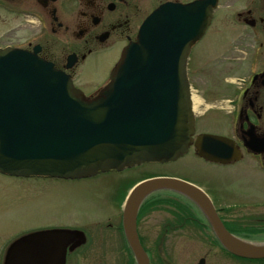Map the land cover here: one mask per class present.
<instances>
[{
    "label": "water",
    "instance_id": "obj_1",
    "mask_svg": "<svg viewBox=\"0 0 264 264\" xmlns=\"http://www.w3.org/2000/svg\"><path fill=\"white\" fill-rule=\"evenodd\" d=\"M216 0L164 4L142 24L95 99L34 53L0 49V173L14 177L78 180L143 163H168L193 142L187 60L211 21ZM199 156L214 163L238 160L234 142L197 137ZM169 190L186 196L210 219L223 246L247 259H263L264 244L229 238L207 195L177 178L134 185L122 207V228L135 264H149L136 230L141 202ZM64 230L28 234L11 246V264H65L68 244L80 240Z\"/></svg>",
    "mask_w": 264,
    "mask_h": 264
},
{
    "label": "flooded vegetation",
    "instance_id": "obj_2",
    "mask_svg": "<svg viewBox=\"0 0 264 264\" xmlns=\"http://www.w3.org/2000/svg\"><path fill=\"white\" fill-rule=\"evenodd\" d=\"M196 1L203 0H0V12L22 18L24 29L30 31V38L24 45L9 43L1 48H18L30 53L36 49L41 59L67 74L85 97L93 99L109 82L111 70L128 45L136 40L148 16L167 3L185 5ZM207 35L222 40L219 47L222 54L217 65L230 70L236 67L246 74L243 78H222V87L215 88L214 91L222 96L220 101H216L220 104L219 110L224 111L221 115H211L213 107L206 106L208 102L197 90L205 109L196 113L193 144L187 155L192 154L206 164L221 168H235L245 163L248 172L260 173L248 178H264V0H216L210 25L191 47L190 54ZM98 56H112L110 69L106 68L101 75L85 76L84 65ZM189 65L190 60L188 76ZM214 117L226 124V135H217L234 141L240 154L238 160L226 164L212 163L200 157L195 150L197 136L208 134L198 125ZM202 190L229 238L264 244V199L250 202L243 211L237 209L236 204H231L233 200L224 187ZM120 223L108 226L119 239L117 245L113 246L109 241L99 242L103 251L100 255H89L90 263L106 264L114 260L125 264L126 253L132 260ZM136 230L149 264H264V258L247 259L230 253L204 211L186 196L173 191L154 193L141 203ZM93 244L89 238L84 246L88 245L89 249ZM11 246L8 243L0 252V264L13 263ZM70 249L71 244H68L65 264L87 259L86 248L82 250L84 254L81 257L76 251L78 247L75 253Z\"/></svg>",
    "mask_w": 264,
    "mask_h": 264
},
{
    "label": "rangeland",
    "instance_id": "obj_3",
    "mask_svg": "<svg viewBox=\"0 0 264 264\" xmlns=\"http://www.w3.org/2000/svg\"><path fill=\"white\" fill-rule=\"evenodd\" d=\"M0 13V48L9 43L24 45L30 38V31L24 29L22 18ZM221 41L215 36L207 35L193 48L189 59L190 84L208 102L206 106L213 107L212 116L224 113L219 110L220 104H216L222 96L214 91L215 88L218 90L222 87L221 79L243 78L246 74V71L238 70L236 67H231L234 70H230L221 69L217 65L222 54V50L219 51ZM111 61L112 56H98L89 60L84 65V75L87 77L101 75L102 71L111 67ZM203 109L205 108L200 109V112ZM225 125L221 119L214 117L200 122L198 126L199 129L208 131L206 133L209 135H226ZM255 174L248 172L245 163L235 168H221L206 164L192 154L164 165L148 163L122 172L99 174L93 178L79 180L16 178L0 174V252L8 243L13 244L28 234L61 229L76 233L77 240L83 238L76 251L80 252L81 257L84 254L82 250L86 248L88 257L86 260L79 259L76 262L95 264L90 263L89 255L91 257L100 255L103 249L100 250L99 242L109 241L113 246L119 242L116 234L112 232L113 229L110 230L108 226L119 225L120 204L123 200L121 198L132 183L145 178L164 176L188 181L207 191L215 186H221L233 200L231 204H236L237 209L244 211L250 202L264 199V178H248L260 175ZM223 175L237 178H214ZM89 238L94 244L87 249L88 245H84ZM76 251L74 250V253ZM75 256L80 258L78 254ZM127 256L126 253L125 264H131ZM106 264H124V261L122 263L109 260Z\"/></svg>",
    "mask_w": 264,
    "mask_h": 264
},
{
    "label": "bare ground",
    "instance_id": "obj_4",
    "mask_svg": "<svg viewBox=\"0 0 264 264\" xmlns=\"http://www.w3.org/2000/svg\"><path fill=\"white\" fill-rule=\"evenodd\" d=\"M190 102L192 103V111L194 113H198L200 109L205 106L204 102L202 101V98H200L199 94L197 92L193 91L192 97L190 99Z\"/></svg>",
    "mask_w": 264,
    "mask_h": 264
},
{
    "label": "trees",
    "instance_id": "obj_5",
    "mask_svg": "<svg viewBox=\"0 0 264 264\" xmlns=\"http://www.w3.org/2000/svg\"><path fill=\"white\" fill-rule=\"evenodd\" d=\"M137 182V181H136ZM136 182H134V183H132L131 185H129L128 187H127V189L125 190V192H124V194H123V196H122V198H121V200L122 199H124V197H125V195L127 194V192H128V190L136 183ZM123 201V200H122ZM128 251H129V249H127ZM129 253H130V251H129ZM130 256H131V253H130ZM132 257V256H131ZM132 259V258H131ZM132 261V263L131 264H134L133 263V259L131 260Z\"/></svg>",
    "mask_w": 264,
    "mask_h": 264
}]
</instances>
